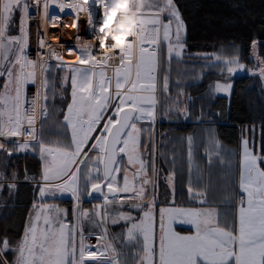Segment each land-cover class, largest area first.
I'll return each mask as SVG.
<instances>
[{
    "label": "snow or ice",
    "instance_id": "obj_1",
    "mask_svg": "<svg viewBox=\"0 0 264 264\" xmlns=\"http://www.w3.org/2000/svg\"><path fill=\"white\" fill-rule=\"evenodd\" d=\"M112 4L0 0V192L15 195L21 179L32 187L22 233H0V264H264V126L259 142L248 126L238 151L213 129L199 141L174 138L182 147L171 154L156 140L158 120L191 119L174 61L194 58L226 81L248 73L264 84V41H251L250 68L235 42L189 53L176 0ZM134 12L120 43L111 33ZM82 19L89 35L100 26L103 40L83 39ZM32 20L40 21L35 57ZM61 28L74 40L50 35ZM232 88L210 85L213 95ZM196 119L205 122L203 109ZM22 154L39 160L38 174L8 171ZM66 197L71 210L57 203ZM86 199L99 202L86 209Z\"/></svg>",
    "mask_w": 264,
    "mask_h": 264
},
{
    "label": "trees",
    "instance_id": "obj_2",
    "mask_svg": "<svg viewBox=\"0 0 264 264\" xmlns=\"http://www.w3.org/2000/svg\"><path fill=\"white\" fill-rule=\"evenodd\" d=\"M176 3L187 25L189 53L211 52L222 45L228 46L235 42L241 46L242 60L245 61L249 57L251 41H264V0H176ZM194 61L196 60L189 62ZM175 63L174 61L172 70ZM206 74L188 92V96L192 97L190 103L200 105L199 110L191 109L190 104L191 119L171 122L160 120L157 138L166 133H190L199 141L206 135V129H213L226 149L237 150L240 135H248L245 129L255 125L256 139L259 142L264 126V84L256 87L251 85L248 77L236 76L233 78L230 96H211L209 85L216 76L209 71ZM185 102L188 103L187 100ZM200 109L204 111V123L196 119L200 115ZM10 164L20 172L21 178L25 167L30 174L39 173L40 162L31 154L14 155ZM31 198V185L20 182L18 192L12 197L13 209L8 222L11 235L22 233ZM60 202L67 204L68 200Z\"/></svg>",
    "mask_w": 264,
    "mask_h": 264
},
{
    "label": "rangeland",
    "instance_id": "obj_3",
    "mask_svg": "<svg viewBox=\"0 0 264 264\" xmlns=\"http://www.w3.org/2000/svg\"><path fill=\"white\" fill-rule=\"evenodd\" d=\"M39 24H40L39 20H32V21H30V25H29L30 30H31L30 50H31L33 57H35V54H34V32H35V30ZM11 34H17V32L13 31ZM73 37H74V30H73ZM219 49H220V47L215 48V50H213L211 52L218 51ZM229 51H231V49H229ZM192 60H195V59L192 58ZM192 60H189L188 57H185L186 63H184V64L175 63V65H174L175 68H174V70H172V80L175 81L177 78H179L181 80V82H182L181 86L184 88L186 96H188V92L190 91V87L193 84H195L198 81L199 82L202 81L203 77L207 76V74H206L207 71L211 72L212 75L216 76V77H213V80H212L210 85H213L216 81H220L222 83L230 82L233 84V78L236 76L248 77L250 79L251 85H256V87L257 86L262 87V85H263L262 81L259 79L258 76H252L248 73H238V74L234 75L230 81H226L224 79V77H222L221 75L218 74L219 69L204 67L203 66L204 61H194L193 63H190L189 61H192ZM242 62L245 63L250 68L254 67L253 61L251 59H249V57L245 61L242 60ZM201 72H203L202 78H200ZM210 85H209V88H210ZM231 92H232V90H231ZM174 93H175V88H173V94ZM209 95L214 96L210 90H209ZM215 95L229 96L226 93H219V94H215ZM188 104L190 106L191 103L188 102ZM190 108L198 111L200 108V105L191 104ZM159 121L160 120H158V122L156 124V133H157ZM243 135H245V134H243ZM241 137H242V135H240V140H241ZM156 140H157L158 145L160 146V141H162L161 135L158 138L156 135ZM160 150L163 151L162 149H160ZM160 163L161 162L158 161V164L163 169L164 173H167L168 166L163 164V163L162 164H160ZM14 170H15L14 167L12 166V164H10V161H9L8 171H14ZM39 170H40V165H39ZM21 182H23L22 179H21ZM163 188H164V182H163V178H161V189L163 190ZM12 197H13V195L10 196L6 188L3 192H0V205H2V207H0V233H2L5 228H7L9 230V224H8L9 221L8 220H9V216H10L12 209H13ZM65 199L68 200L67 204H62L60 201H57V203H59L61 207L68 208L69 210H71V208H72L71 199L67 198V197ZM98 202H99V200H96V199L87 200V202L83 203V207L86 209H91L93 204L98 203ZM31 203H32V198H31V201H30L29 206H28L27 214L31 208ZM86 204H89V205L87 206ZM119 230L120 229L118 227L113 229L114 232H118ZM9 235H11L10 232H9Z\"/></svg>",
    "mask_w": 264,
    "mask_h": 264
},
{
    "label": "clouds",
    "instance_id": "obj_4",
    "mask_svg": "<svg viewBox=\"0 0 264 264\" xmlns=\"http://www.w3.org/2000/svg\"><path fill=\"white\" fill-rule=\"evenodd\" d=\"M102 0H97V3H101ZM126 4V0H113V4L111 6V10H115V9H118L120 7H123L124 5ZM111 10L109 12V15H111ZM140 11V8L138 7L136 9V12H139ZM130 23L126 26H124V31L122 32H112L111 34L115 37V36H119L120 37V40L119 42L120 43H123L124 40L123 38L127 35V31L132 27V25H134L136 23V20H135V12L132 14V16H130ZM114 26L116 28H120L122 25L120 23H117V24H114ZM108 34V29H105L104 30V35H107ZM94 38L97 39V40H103L104 36L101 35V32H100V26H97V30L96 32L94 33Z\"/></svg>",
    "mask_w": 264,
    "mask_h": 264
},
{
    "label": "crops",
    "instance_id": "obj_5",
    "mask_svg": "<svg viewBox=\"0 0 264 264\" xmlns=\"http://www.w3.org/2000/svg\"><path fill=\"white\" fill-rule=\"evenodd\" d=\"M80 26H81V24H80ZM189 135H190V133L189 134H184V135L183 134H177V133L162 134L161 137H162V140L164 141V144L160 145V149H162L164 152H167V153L171 154V152L173 150V146H175L178 149L182 147L181 142L179 140L174 139V138L187 137ZM168 141H171V143H169ZM239 147H240V140H239V145H238L237 151L239 150ZM160 164H162V162ZM222 195H223L222 192H218L217 193V198H219ZM9 218H10V216H9Z\"/></svg>",
    "mask_w": 264,
    "mask_h": 264
},
{
    "label": "built area",
    "instance_id": "obj_6",
    "mask_svg": "<svg viewBox=\"0 0 264 264\" xmlns=\"http://www.w3.org/2000/svg\"><path fill=\"white\" fill-rule=\"evenodd\" d=\"M87 24H86V20L82 19L81 20V26H80V34L82 36L83 39H92L93 36H94V33L92 35H89L87 33ZM38 28V27H37ZM37 28L34 32V54L36 55V52H35V49H36V44H37V36H38V33H37ZM113 28L115 29L116 27L113 25ZM76 35V33H75ZM75 37V36H74ZM74 37H73V40H74Z\"/></svg>",
    "mask_w": 264,
    "mask_h": 264
},
{
    "label": "bare ground",
    "instance_id": "obj_7",
    "mask_svg": "<svg viewBox=\"0 0 264 264\" xmlns=\"http://www.w3.org/2000/svg\"><path fill=\"white\" fill-rule=\"evenodd\" d=\"M71 19L72 17L70 15L64 17V20L68 23L71 22ZM49 32L50 35L52 36L62 35L65 41H67L69 37L73 38V30L71 29L61 28L59 31L49 29ZM74 36H75V32H74Z\"/></svg>",
    "mask_w": 264,
    "mask_h": 264
}]
</instances>
